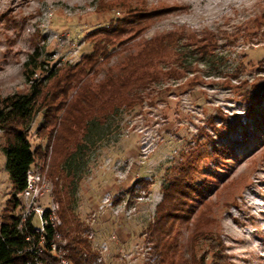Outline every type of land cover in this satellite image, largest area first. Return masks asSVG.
I'll list each match as a JSON object with an SVG mask.
<instances>
[{"label": "rangeland", "instance_id": "1", "mask_svg": "<svg viewBox=\"0 0 264 264\" xmlns=\"http://www.w3.org/2000/svg\"><path fill=\"white\" fill-rule=\"evenodd\" d=\"M162 35L179 44L160 45L159 81L114 112L117 96L101 86ZM95 48L108 59L91 61ZM35 85L28 134L53 186L41 203L54 197L60 217L73 215L88 263L107 242L101 264H163L149 225L164 202V212L178 208L168 220L174 264H264V0H0V97ZM5 138L0 130V224L13 186ZM175 181L193 187L163 201ZM137 183L146 199L132 217L99 212L106 192L134 194Z\"/></svg>", "mask_w": 264, "mask_h": 264}, {"label": "trees", "instance_id": "2", "mask_svg": "<svg viewBox=\"0 0 264 264\" xmlns=\"http://www.w3.org/2000/svg\"><path fill=\"white\" fill-rule=\"evenodd\" d=\"M180 38H182L181 35ZM141 44V49L137 53L130 54L127 60L123 62L120 72L116 75H110L111 77L101 86L104 90L111 88V90H107V92L111 93L109 98H115V96H117V102L112 104L115 110L114 112L121 108H131L138 105L139 102L137 100L139 98V91L145 87L146 84L153 85L159 81L155 67V58L163 48L160 47V45L162 44L164 48L167 49L169 45H178L179 40L173 36L162 35L144 41V43ZM193 46V43L186 46L189 51L188 53H194L195 50ZM184 47L185 45L181 46V48ZM107 52L105 48L101 49V51L95 48L93 54L88 58H91V61H94V58L101 57L108 59L109 55ZM184 55L187 56V52H185ZM178 59L179 60L176 61V67L179 66V68L182 69L186 63V61H183V54L179 56ZM169 72L173 73L174 71L169 70ZM40 93L41 90L35 85L30 93L13 94L5 98L0 97V130L4 132L6 137L2 149L6 156L5 166L10 173L13 185L7 211L3 215L0 224V264H36L34 261L36 253L35 250H31V248L37 247L39 236L33 232L30 222L27 223V230L22 231L19 228L20 218L16 215L15 211L21 205L18 196L27 186L28 170L35 163L36 156L39 153V150L33 149L29 139L28 129ZM126 93L130 95L133 100L136 98L137 100L133 101L126 99L129 98ZM108 121L109 116L105 115L102 118L90 120L87 125L88 132L94 125L103 126L107 124ZM72 156L73 154L69 157V160ZM192 187L193 186L190 184L175 181L164 189L163 201H172L174 198L178 197V195H185ZM171 208V210L168 208L164 212V202H162L158 207V211L161 215L158 214L157 220H154L152 224L149 225L152 240L162 254L163 264H166V262L174 264L173 261H170L171 256H169L168 259V250L171 249L172 235L168 220L174 218L173 215H175V213L173 211L178 210V208L174 203ZM72 217L73 215L68 216L61 212L63 224L60 230L69 239L67 244L69 248V258L75 264H90L81 256L82 252L90 249L89 241L87 238L81 237L79 233H76L77 228L72 224ZM72 232L74 234H72ZM28 235H32L34 240L29 241L27 239ZM52 235L53 229L49 227L45 240L46 247H48Z\"/></svg>", "mask_w": 264, "mask_h": 264}, {"label": "built area", "instance_id": "3", "mask_svg": "<svg viewBox=\"0 0 264 264\" xmlns=\"http://www.w3.org/2000/svg\"><path fill=\"white\" fill-rule=\"evenodd\" d=\"M116 168L122 175L124 174L123 168L120 164H117ZM135 187L134 194L130 191L124 194H118L112 191L106 192L98 206L99 212H108L117 218L132 217L137 212V204L146 199L144 192L140 191L142 185L137 183ZM52 189L53 186L46 178L43 170L33 164L27 173V186L18 196L21 201L20 212L17 215L20 218L19 228L22 231L27 230V223L30 222L33 232L39 236L37 247L31 248V250H35L36 253L34 258L36 264H74L69 258V248L67 247L68 241L63 239L62 234L59 231V228L62 225L60 203L51 196V201L48 206L41 203V200L45 195H52ZM36 217L39 219L38 225L34 223ZM49 227L53 229V235L49 240L48 247H46L45 240ZM85 234L91 239L94 235L91 231H87ZM27 239L33 241L34 237L28 235ZM108 249L107 242L100 244V254L95 258L93 264H101L103 261L102 254L108 251ZM151 249L152 246L147 244L144 251L149 254ZM122 255V260L124 258L130 259L131 257L126 253H123ZM82 256L85 259L89 258L87 252H83ZM153 261H155V258H153Z\"/></svg>", "mask_w": 264, "mask_h": 264}]
</instances>
